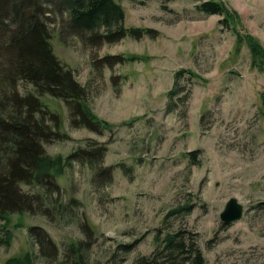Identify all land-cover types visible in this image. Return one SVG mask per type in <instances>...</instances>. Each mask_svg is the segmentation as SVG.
Wrapping results in <instances>:
<instances>
[{
	"label": "rangeland",
	"instance_id": "rangeland-1",
	"mask_svg": "<svg viewBox=\"0 0 264 264\" xmlns=\"http://www.w3.org/2000/svg\"><path fill=\"white\" fill-rule=\"evenodd\" d=\"M219 1L229 26L197 11L194 0H120L125 26L144 35L95 45L68 30L66 13L50 17L56 55L108 128L73 126L66 104L45 98L68 134L46 144V152L66 157L95 140L108 148L99 166L113 167V180L95 181L93 168L73 163L59 178L65 217L10 216L3 234L13 239L0 245V264L30 251L35 264H76L72 242H84L86 264H139L161 247L156 236L177 232L201 250L205 264H264V0ZM107 55L140 59L104 66ZM232 199L242 218L223 223ZM182 205L195 208L167 217ZM32 226L56 247L45 242V254Z\"/></svg>",
	"mask_w": 264,
	"mask_h": 264
},
{
	"label": "trees",
	"instance_id": "trees-1",
	"mask_svg": "<svg viewBox=\"0 0 264 264\" xmlns=\"http://www.w3.org/2000/svg\"><path fill=\"white\" fill-rule=\"evenodd\" d=\"M118 1L0 0V221H3L0 245L12 243V234H3L10 216L42 215L58 221L65 217L68 204L64 202L59 178L73 163L93 168L95 181L110 183L113 180L114 168L99 166L108 148L95 140L66 157H53L46 152V144L66 140L68 134L62 131L60 113L51 109L45 98L65 103L73 126L94 132L108 128L89 107L87 88L56 55L50 17L66 13L68 30L85 37L91 45L143 36L142 29L125 26L126 13ZM141 1L146 3V0ZM194 1L198 2L197 11L219 15L223 18L222 24L229 26L226 8L219 0ZM135 58L140 59L139 56L107 55L100 62L112 66ZM179 76H175L172 96L178 92ZM21 84L30 86L33 91L22 92ZM198 153H190L194 164L199 162ZM194 208V205H182L170 210L167 217L187 215ZM81 227L89 236L93 232L89 222L84 221ZM29 234L38 239L44 253L45 242L56 247L55 241L41 227H29ZM156 240L161 247L151 258H142L139 264H156L162 256L161 264H205L201 250L188 243L179 232L164 237L158 235ZM84 246V242L70 245L76 264H86ZM122 246L127 252L133 248V245ZM12 263L35 264V257L30 251Z\"/></svg>",
	"mask_w": 264,
	"mask_h": 264
},
{
	"label": "water",
	"instance_id": "water-1",
	"mask_svg": "<svg viewBox=\"0 0 264 264\" xmlns=\"http://www.w3.org/2000/svg\"><path fill=\"white\" fill-rule=\"evenodd\" d=\"M243 207L234 199L230 200L226 210L221 214L223 223H232L242 218Z\"/></svg>",
	"mask_w": 264,
	"mask_h": 264
}]
</instances>
